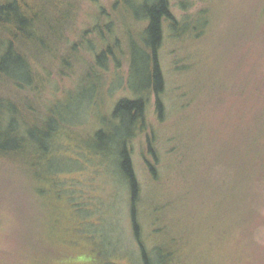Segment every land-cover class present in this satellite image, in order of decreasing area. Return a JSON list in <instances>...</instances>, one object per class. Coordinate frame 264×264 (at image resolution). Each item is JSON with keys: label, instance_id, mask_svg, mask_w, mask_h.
<instances>
[{"label": "rangeland", "instance_id": "1", "mask_svg": "<svg viewBox=\"0 0 264 264\" xmlns=\"http://www.w3.org/2000/svg\"><path fill=\"white\" fill-rule=\"evenodd\" d=\"M99 1L107 7L114 0ZM179 1L172 3L181 16L185 10ZM192 1L196 3L193 10L205 5L203 0ZM210 2L213 6L208 9L215 13L213 19L218 22L206 31L205 39L208 38L201 45L205 64L184 71L183 76L174 66L175 54L169 42L163 51L166 119L158 118L155 99L149 106V120L156 126L158 155L157 159H149L159 178L149 170L142 142L137 139L130 145L142 192V239L152 249V223L157 218L156 210L161 209L160 205L155 206L161 200L164 203L171 193L184 195L185 191L193 193L201 187L196 190L205 197L197 218L201 237L211 231L215 243L224 245L222 257L227 262L234 258L235 264H264V159L259 158L263 172L256 180V213L249 198L250 184L245 181L247 173L241 178L231 172L233 164L246 168L249 134L257 140L264 136V25H252L254 9L258 7V12H264V2ZM95 8L94 4L85 5L79 18L81 29L93 22ZM227 8L228 13L222 14ZM184 42H177L176 46ZM176 56L182 60L187 55L180 51ZM119 71V75L126 76L129 66L124 65ZM116 73L112 67L108 83ZM84 74L85 88L79 83L80 75H65L62 79L54 74L53 84L46 86L50 103L62 100L59 113L65 115L63 111L71 109L77 114L71 116L73 121L57 129L54 149L39 162V189L44 193L33 194L24 181L7 182V193L1 200L5 210L0 218V241L7 248L13 246L18 255L19 250L24 252L25 247L36 244L38 254L21 256L26 264H144L133 229L129 183L121 167L117 168V154L103 150L96 137L106 122L121 123L113 119L114 104L132 91L125 89L127 86L108 92L100 88L94 97L88 96L86 89L97 78L90 70ZM75 87V95L69 96L67 91ZM251 147L261 148V144L255 141ZM205 174L207 177H203ZM191 198L195 196H183L187 209L194 207ZM7 221L10 226L4 227ZM251 232L256 242L251 246V256L248 245L233 255L226 243ZM155 236L158 241L163 233Z\"/></svg>", "mask_w": 264, "mask_h": 264}, {"label": "trees", "instance_id": "2", "mask_svg": "<svg viewBox=\"0 0 264 264\" xmlns=\"http://www.w3.org/2000/svg\"><path fill=\"white\" fill-rule=\"evenodd\" d=\"M203 1L204 7L193 10L196 7L194 1L180 0L179 5L185 11L178 16L172 0H114L107 7L99 0H0V218L4 216L1 200L6 196L9 180L24 181L32 193L45 192L39 189L42 174L39 162L54 149L57 129L69 124L73 121L71 116L77 114L71 109L64 110L65 115L59 113L62 100L50 103L46 98V86L53 84L54 74L62 79L65 75H80L79 83L85 88L84 73L90 70V74H96L97 82L86 89L88 96L94 97L102 89L108 92L124 86L132 91L114 104L113 119L121 123L106 122L96 137L103 150L117 154V168L121 167L122 175L129 183L133 229L144 264H235L234 258L229 262L223 259L222 253L226 249L222 250V243L221 246L215 243L211 231L201 237L203 232H200L197 218L205 197L196 191L201 187L193 193L184 192V195L195 196L191 198L193 208L187 209L184 195L178 193H171L169 201L162 203L164 200H161L155 206L160 205L161 209L156 210L157 218L152 223V249L142 239L139 221L142 192L130 145L137 139L142 142L149 170L159 178L149 159L150 156L158 158L156 126L149 120V106L155 99L158 118L166 119L167 77L162 56L168 42L175 54L174 66L179 73L183 72L180 75L205 64L201 45L208 38L205 39L206 31H211L218 21L213 19L215 13L208 9L213 6L212 2ZM86 4H94L96 8L93 22L81 29L79 18ZM254 10L253 27L264 25V12H258V7ZM228 11L227 8L222 14ZM182 40L184 44L176 46ZM180 51L186 52L185 59H177ZM124 65L129 66L126 76L119 75V69ZM112 67L117 73L108 83L107 75ZM261 71L262 65L259 76ZM180 81L184 83L181 78ZM56 89L60 91V86ZM76 91L77 87L67 94L74 96ZM181 106L186 107V103ZM255 141L261 148L251 147ZM247 142L251 148L248 147L246 168L233 164L231 172L241 178L247 173L249 179L245 178V181L250 184L249 198L254 202L252 207L256 213L259 202L256 180L263 172L259 158L264 159V136L257 140L250 133ZM7 226H10L8 221L4 227ZM155 233H163V236L157 241ZM253 243L256 242L251 232L248 236L234 237L232 243L226 244L233 255H238L248 245L250 257ZM12 249L13 246L7 248L0 241V264H26L22 261L23 254L30 257L38 254L36 244L25 247L24 252L19 250L21 255Z\"/></svg>", "mask_w": 264, "mask_h": 264}]
</instances>
